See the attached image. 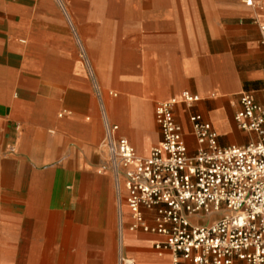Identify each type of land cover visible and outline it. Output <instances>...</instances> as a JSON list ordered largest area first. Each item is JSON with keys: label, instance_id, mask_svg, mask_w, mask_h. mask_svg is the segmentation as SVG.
<instances>
[{"label": "crops", "instance_id": "crops-1", "mask_svg": "<svg viewBox=\"0 0 264 264\" xmlns=\"http://www.w3.org/2000/svg\"><path fill=\"white\" fill-rule=\"evenodd\" d=\"M261 25L242 0H0V264H175L164 235L130 229L106 122L146 156L156 105L188 90L191 154V113L221 146L256 140L235 114L243 92L264 107Z\"/></svg>", "mask_w": 264, "mask_h": 264}, {"label": "built area", "instance_id": "built-area-1", "mask_svg": "<svg viewBox=\"0 0 264 264\" xmlns=\"http://www.w3.org/2000/svg\"><path fill=\"white\" fill-rule=\"evenodd\" d=\"M242 1L264 9V0ZM200 100L185 90L156 105L161 141L146 156L106 122V167L124 191L130 229L164 235L156 247L170 250L175 264H264V107L248 92L240 95L236 125L257 135L243 145L221 146L213 124L191 113L198 143L191 154L175 108ZM146 211H154L153 224ZM120 261L134 264L125 256Z\"/></svg>", "mask_w": 264, "mask_h": 264}]
</instances>
